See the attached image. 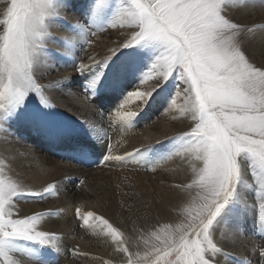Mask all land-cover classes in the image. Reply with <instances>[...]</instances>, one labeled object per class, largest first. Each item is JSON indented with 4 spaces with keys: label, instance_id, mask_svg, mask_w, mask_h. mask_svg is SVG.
<instances>
[{
    "label": "bare ground",
    "instance_id": "1",
    "mask_svg": "<svg viewBox=\"0 0 264 264\" xmlns=\"http://www.w3.org/2000/svg\"><path fill=\"white\" fill-rule=\"evenodd\" d=\"M8 1L9 3L11 2V0H6L2 3L3 6L0 4V18H2L7 11ZM141 2L146 3L147 0H141ZM123 4L125 5V7H123V9H125L124 12H127L130 9V4L124 2ZM54 5L56 7L57 3ZM72 9H65L58 6L56 11L54 10V12H51L52 10H49L47 15L52 14L53 18L56 17L58 12L61 16L62 14L65 15L66 18H68V20L66 19L67 23H70L72 28L77 32L80 31L82 34V32L84 33V29L81 27L82 24L79 25L82 15L75 10L76 8L73 9L74 11ZM228 9L229 8H225L224 10L227 11ZM246 13L249 19L239 20V22L243 24L241 28V40L242 49L245 53L249 49V40L248 37L245 36V32H251L256 28L252 25L254 18L260 25H263L264 5L256 6L255 11L248 9ZM5 18L4 15L3 20ZM228 19L233 21V23H237L235 18ZM131 27L132 26H128V28L126 27V29L119 30L117 34L110 36H106V34L101 35L106 39L115 41L107 42L106 44L102 43L101 45L103 47L100 46V48L104 51H99L95 44L90 48L88 46L87 48L89 51L88 49H85V51L84 49L80 50V48L85 47V42L81 37L77 38L75 35H71L72 33L60 29L53 23L50 24L45 17L42 35L45 36V38L41 40L48 41L50 44L49 46L53 48L55 53H46L47 56L44 57V60L47 61L43 62L42 60L43 63L38 62V59L41 58L40 55H37L40 52V47L38 53L34 52L33 54L32 68L30 69L31 75L33 74V81L48 92V97L57 109L65 113L72 111L74 113V119L81 120V122H77L78 125L74 126H77L78 130L82 129L84 138H91V136L95 138L92 142L93 149L105 145V137H101L98 131L100 130L99 128H105L107 122L97 121L91 123V121H87L89 117L95 119L102 110L99 111V108L96 109L93 104L92 106L88 105L89 103L83 88L82 93H80V81H78V78L72 70L78 68L75 66L76 62L83 63L84 61L90 63L105 56V53L108 54L112 52L110 49L123 46L131 39L134 32L139 31L137 30L138 28ZM261 27V30L258 31L257 34L264 36V26ZM48 31H51L54 35L58 33L57 36L59 37H53L52 39L49 36L50 40H48V38H46L49 34ZM3 35H5V32ZM71 36L77 41V44H72L74 41L71 39ZM55 38L57 40H55ZM94 40L96 39L94 38ZM144 42L150 44L153 41L145 40ZM95 43L100 42L96 41ZM80 44H83V46ZM152 45L154 44L152 43ZM250 45L251 49L257 54L247 58L248 61L253 66L256 64L258 68L264 70V59L261 60V57L264 58V43L261 45L263 48L259 51L257 50V48H259L257 44L250 43ZM160 46L162 45L160 44ZM36 49L34 51H36ZM152 49H154V47H152ZM42 50L44 49L42 48ZM49 50L50 49L46 52H49ZM89 66H91V64L87 65L86 68ZM37 73L39 74L37 75ZM43 77L46 81H49L48 78L50 77L51 85L55 87L44 84L42 80ZM73 80L77 81L74 86L72 85ZM184 81L185 80H183V82ZM3 82L6 83V76L3 78ZM131 90L132 89H130L128 93L120 89L119 94L121 97L119 96L118 99L111 97L109 94H107L110 97L109 99L108 97H103L112 105H117L122 102L119 106H116L121 107V111H119L122 116L127 112H137L131 120L125 121V124L127 127L132 125L134 127L133 130L137 133V137H132L131 148L135 149L138 147V152L135 157L129 155V162H125L122 168H128L129 166L136 167H130L134 168L130 170V172L124 169L118 170L121 173H117V175L114 174L115 172L110 171L111 173L107 176L108 180H104L98 176H81L83 180L78 184H72V179H63L64 175L62 176V174L65 172L66 168L62 166H57L56 168L52 167L54 163L50 162L49 159L47 160L45 156H40L39 151L36 149L40 137L48 143L50 135L48 131H44L39 136L37 133L40 130L32 132L30 129L34 121H30L27 118V115H29V108L26 107V101H37L35 100L32 90L27 92L24 99L19 104L9 106L4 103L3 107H0V110L3 108L6 113L8 117L6 119L10 124L8 126L7 123L0 122V181H3L5 186L9 184L16 185L17 192L22 193L21 195L10 198L8 205L5 207V219L18 220L23 217H35V219H31L30 225H33L36 231L49 233V242L40 246L41 249L43 248L41 251L33 246L35 245L34 243L39 242L28 240L27 244L30 243L28 244V248H32L30 250L31 253H29L31 260L27 261L24 256L20 254H12L11 257H7L11 260V264H33L32 260L36 258L34 262L38 264H52L49 260L50 257H52V252L56 255L59 264H168L171 261V257L177 253V249L183 243L182 237L196 238V231L199 229L193 230V228H189L188 225L191 224L195 227V225L200 224L202 218L199 214L204 204V196L201 197L196 188V185L200 186L198 183L199 181L195 182V179L199 177L200 170L203 168L202 159H197L196 155L186 148L184 150L188 152L186 151L187 154L184 159L186 164L184 168H181V164L175 165V163L173 164L175 166L168 165L167 167H158L157 164V166H153V163H151L152 161L150 162L148 159L149 156L147 153L154 149V146H159L171 135L179 132L185 134L186 131H191L198 121L196 122V118L194 117H189L191 111H189L187 115L181 114L182 116L177 115L175 118L169 115H164L165 117H162L163 114H158L154 119L152 118L154 113L146 112V101H144L143 104L140 103L139 106L134 99L128 98ZM142 113H144V115L140 117ZM145 114H148V117L150 116L151 118L150 120L146 118V120L148 119L149 121L144 124L141 120L144 118ZM121 121L124 120L120 118V121H118L112 117L110 123L113 124L114 122V126L112 125L110 128L114 130L116 129V125L123 127ZM65 125H70L68 120H66ZM67 127H63L60 138L57 140L53 139L51 147L59 151L80 147L81 140L79 138L74 140V133H71V129ZM67 133L70 136L69 139L66 138L64 140L61 138L62 135ZM70 141L71 144L68 145L67 143ZM180 151L181 150H178L177 153ZM98 152L99 155H97L98 157H96V159L100 160L101 151ZM144 152L146 153L143 154ZM115 158L118 159L116 155ZM250 159L247 153H241L237 158L240 166L238 185L242 189V210H239L240 213L242 212V217L238 216L237 220V223L240 222V230L237 228V230L234 231V228H232L231 231L224 230L225 233H221V231V234L218 232L214 233L216 230L214 231L213 228H216L215 226L222 218V214H220L219 219H216L217 221L209 230L213 231V234L208 231L209 239L215 247V251L209 250L212 264H264V259L257 255L256 248L254 249L255 245L264 246V222L261 221L260 212L258 215L257 211V207L260 206V204L264 205V188H262V184H264V172L254 167L252 173L253 179L251 180L249 178L250 176H248L246 172L244 173L245 167L248 164L247 161H250ZM173 160L175 161L176 159L171 158L168 162L171 161L170 163H172ZM105 163H107V161ZM142 165L150 166L152 170H162L163 177L160 175L154 177L152 175L139 173ZM61 176L62 178L59 179ZM79 177L80 176H77V178ZM57 179L60 180V183H56ZM74 179H76V177ZM158 181L166 182L158 183ZM193 181L198 184L192 183ZM50 184L53 185V192L43 197L30 196V193L33 192L43 193L44 189ZM251 186L258 189V195H255L256 191L253 189L254 187L252 188L254 191L250 190ZM238 195L240 196V194ZM253 197L254 199H252ZM48 198L49 201L47 202L46 200ZM12 199L22 200V204L17 206L11 204ZM230 207L232 208V206ZM76 208L81 212V217L86 216L89 212L93 213V216L88 218V225H86V228L82 231L77 229L78 221L75 218L74 212ZM51 210L53 211V216L43 218L45 213ZM229 215L230 214H228V216ZM102 220H107L108 225L103 224ZM82 221L83 219L81 218V223ZM256 223L257 226H255ZM109 225L119 233L116 240L112 238ZM220 228L223 229V227ZM75 230L78 231L75 233ZM254 232H258V235H255L256 233L254 234ZM54 236H57L59 239L56 240ZM157 236L161 239H157ZM169 238L172 241L171 251H169V245L167 243L161 242ZM66 246L67 248L73 247L74 249H80L82 250V254L71 252L72 254L70 253L71 255L67 256L68 252H64ZM7 252L12 253L13 248L11 251L8 249ZM82 257V263H80V260H74L76 258L81 259ZM0 261V264H5L3 257H1ZM176 261L171 264H182L183 262V260L179 259Z\"/></svg>",
    "mask_w": 264,
    "mask_h": 264
},
{
    "label": "snow or ice",
    "instance_id": "2",
    "mask_svg": "<svg viewBox=\"0 0 264 264\" xmlns=\"http://www.w3.org/2000/svg\"><path fill=\"white\" fill-rule=\"evenodd\" d=\"M129 3L127 24L139 31L123 46L145 40L159 42L162 52L158 60L162 59L165 66L163 77L174 67L182 69L180 76L185 78V83L190 82L194 93L188 110L199 122L186 134V147L203 161L199 184L204 192V204L199 214L200 224L188 225L193 230L199 229L196 238L182 237L178 259L184 264H212L209 250L215 251V247L208 229L233 194L238 156L247 153L252 164L264 172V70L254 67L246 58L240 26L225 18L224 0H147L146 3L129 0ZM49 7L50 0H11L4 13L5 35L0 36V107L4 103L19 104L30 90L39 92L29 70ZM85 67L80 64L78 70ZM156 86L150 92L130 93L128 98L143 104ZM136 114L127 112L121 119L129 121ZM109 159L104 157L105 161ZM51 192L50 184L43 193L30 195L43 197ZM21 194L16 185L5 186L0 181V257L5 264H11L3 251L9 239L49 242V233L36 231L27 220L5 219L10 198ZM92 216L89 212L81 217L85 225ZM260 218L264 221V205ZM102 223L108 225L107 220ZM109 231L116 240L117 230L109 225ZM157 239L161 238L157 236ZM161 242L172 250L170 238Z\"/></svg>",
    "mask_w": 264,
    "mask_h": 264
},
{
    "label": "rangeland",
    "instance_id": "3",
    "mask_svg": "<svg viewBox=\"0 0 264 264\" xmlns=\"http://www.w3.org/2000/svg\"><path fill=\"white\" fill-rule=\"evenodd\" d=\"M4 1H6V0H0V4L2 5V3ZM123 2L129 3V0H126V1H121V0H52V1H50L51 4L49 7V10H52L51 12H54V10L56 11V9H58V6L61 8H65V9H68V8L69 9H72V8L75 9L76 8L75 10L80 12V14L82 15V18H81V21H79V25L82 24L81 27L84 29V33L82 32V34L80 33V31L77 32L74 28H72L71 24L67 23L68 18H66V16L63 14H62V16L59 15L60 14L59 12L55 18L52 17V14L46 15V19L50 24L53 23L55 26L59 27L60 29H63L65 31L72 33L71 35H75L77 38L81 37L85 42L84 43L85 47L80 48V50H82V49L87 50L88 46L90 48L93 44H95V45H97V49L99 51H104L100 48V46H102L101 45L102 43L106 44L107 42H115V41H113L111 39H106L105 37H103L101 35L106 34V36H110L113 34H117V32L119 30L126 29V27L128 28V26H129L127 24V19H126V13L127 12H124L125 9H123V7H125ZM224 2H225V4L223 3V5H222L223 9L229 8L227 11L224 12L225 18L226 19L235 18V21L240 26V29L242 28L243 24H241L239 22V20L240 19H243V20L249 19V17L247 16V13H246L247 10L249 9L251 11L252 10L255 11L256 6L264 5V0H224ZM8 3H9V1H8ZM8 3H7V7H8ZM10 3H9V5H10ZM55 3H57V5H56L57 8L54 5ZM1 5H0V8H1ZM49 16H50V18H49ZM3 17H4V15H3ZM3 17L0 18V35L1 36H3V34L5 32L4 30L6 27V25L2 24ZM231 22H233V21H231ZM63 23L65 24V26ZM122 23H123V26H122ZM113 24H115L114 27L112 26ZM252 25H254L256 28H254L251 32H249V31L245 32V36L248 37V40H249V46H248L249 49L245 53L246 58H250L252 55L257 54L255 51H253L251 49L250 43L257 44V46L259 47V48H257L258 51L261 48H263V46L261 47V45L264 43V36L257 34V32L261 30V28H262L261 26H264V23H263V25H260V23H258V21H256L254 18ZM137 30H139V29H137ZM48 33H47L48 37H46V38H48V40H50V37L52 39H53V37H59V36H57L58 33L55 35L51 31H48ZM42 37L43 38H41V39L45 38V36H42ZM94 38L96 40H94ZM71 39L74 41V42H72V44H77V41L74 40L72 38V36H71ZM55 40H57V39L55 38ZM96 41L100 42V43H95ZM152 43L154 45H152ZM152 43L148 44V43H145L144 41H141L139 43H136V44H133L130 46H120L118 48L114 47L113 49H110L112 52H109L108 54L105 53L104 54L105 56H103L97 60H94L90 63L84 62V61H83V63L82 62H76L75 63L76 67H78L80 64H84V65H86V67H87V65L91 64V66H89L88 68L85 67V68L79 69V70L77 68L76 70L73 69L72 72L78 78V81H80L79 90H80V93H82V88H83L84 94L87 97V101L89 103L88 105L92 106V104H93L96 109L99 108V111L102 110L98 114V116L95 117V119H92L89 117V119L87 118V121H91V123H95L97 121H100V122L104 121V123L107 122V124L105 125L106 127L102 128V129L99 128L100 130L98 131L99 135L101 134L100 135L101 137H105L104 138L105 145H102V146L100 145L101 147H98L96 149L92 148V145H93L92 142L95 138H93L92 136H91V138L90 137L84 138V136H83L84 132L82 133V129L78 130L77 126H74V125H78L77 122H81V120L76 119L77 120L76 121L73 117L74 113L72 111L65 113V112L57 109L56 106L53 104V102L48 97V95H49L48 92H46L44 90V88H42L39 84L36 83V86L39 88V92H37L35 90H32V91L34 92V97H35V100H37V101H33V102L32 101H26V104H27L26 107L29 108L28 114L30 115V116L27 115V118L30 121H34V124H33V126H30V129L32 132L36 131V130H40L37 133L39 136L44 131H48V134L50 135L49 142L48 143L45 142V140L40 137L41 143H40V139H39L38 146L36 147V149H37V151H39L40 156L43 155L47 158V160L49 159L50 162L54 163L52 165V167L56 168L57 166H59V167L62 166L64 168H66L65 172L62 174V176L64 175L63 179H65V178L67 180L72 179L71 180L72 184L73 183L74 184L75 183L76 184L81 183L83 180V177H81V176H84V177L98 176V177L103 178L104 180H108L107 176L111 172H115L114 174L117 175V173L118 174L121 173L118 170L124 169V170H127L128 172H130V170L134 169V168H130V167H136V166H129L128 165L129 166L128 168L127 167L122 168V167H124L123 164H125V162H127V161L129 162V160H130L129 155L135 157L136 153L138 152V147H136L135 149L131 148L132 137H137V133H135V130H133L134 127L132 125H130V127H127L125 124V121H121L122 122L121 125H123L124 128L122 126L120 127L119 125H116V129H114V130L110 128V126L111 127H112V125L114 126V122H113V124L110 123L112 117L114 119H117L118 121H120V118L122 116V115H120L121 107H116V106H119V104H121L122 102L118 103L117 105L116 104L112 105L111 103H109L104 98V97H108V99L110 98L107 94L111 95V97H115V99H118L120 96V94H119L120 89L121 90L123 89L124 92L127 91L128 93H129L130 89H132L130 93H133V92H150L152 90L151 88L157 85L155 87V90L152 91L151 95L145 100L146 101L145 106H147L146 112L154 113V115H152V118L155 119V117L158 116V114L159 115L163 114L162 117L169 115V116H173V118H175V117H177V115L178 116L187 115V113L189 112L188 109L191 107L189 100L191 99L194 101V93L191 91L190 82L189 83H185V81L183 82V80H185V78H182L180 76V73L183 70L179 69L178 67H174L172 69L171 73H169V75L166 78L163 77V73L165 71V66H164L162 59L158 60V58L160 57L161 52H162V46H160V43L159 42L157 43V41H153ZM49 45L50 44L48 41H43V40L39 41L38 47H36L37 49H36V51H34L35 53H38V50L40 47V50H39L40 52L37 55H40L41 58H39V59L41 61L38 59V62H42V60H43V62L47 61V60H44V57L47 56V54L55 53L53 51V48ZM80 45L83 46V44H80ZM152 47H154V49H152ZM42 48L44 50H42ZM48 49H50L49 52H46V51H48ZM88 51H89V49H88ZM262 59H264V58L261 57V60ZM254 66L256 68H258L256 66V64H254ZM38 68H39V63H38ZM31 72H32V70H31ZM38 74L39 73H37V75ZM137 74H138V77L140 76L139 78L137 77ZM29 75H31L30 70H29ZM31 76H33V74ZM42 80H43L44 84L55 87L54 85H51L52 83L50 82V77L48 78L49 81L44 80V77ZM91 81H92V83H91ZM76 83H77V81L73 80L72 85L74 86ZM150 84H152V85H150ZM123 85H125V86H123ZM35 93H36V95H35ZM37 96H38V98H37ZM135 102H137L138 105L140 106V102H138L136 100H135ZM113 110H114V112H113ZM143 115H144V113H142L140 117H142ZM189 117H191V118L194 117V114L192 112H190ZM6 118H8V117H7L6 113L4 112L3 108H1V110H0V122H5L9 126L10 125L9 121ZM146 118H148L150 120L151 117L150 116L148 117V114H145L144 118H142V120H141L144 124L147 121H149L148 119L146 120ZM66 120L69 121L71 126L65 125ZM197 121L199 122L198 117L196 118V122ZM63 127L64 128L67 127V128L71 129V133H74V135H73L74 140L76 138H79L81 140L80 141L81 144H80L79 148H69V149H66L65 151H59L56 148L51 147L53 139L57 140L58 138H60V136H61L60 134L63 131ZM125 130H126V132H125ZM190 132L191 131H186L185 134L183 132L182 133H180V132L176 133L174 135H171L169 138H166L159 146H154L155 148L152 149L149 153H147L149 156L148 159L150 160V162L152 161L151 163H153V166L158 165V167L159 166L167 167L168 165H173L175 163V165L181 164V168H184L185 164H186L184 159H185V155L188 152L187 151L188 148L186 147L187 146L186 134L190 133ZM131 134H132V136H131ZM61 138H63L65 140L66 138L69 139L70 136L67 133V134L62 135ZM67 144L68 145L71 144V141ZM186 148H187V150H184ZM123 150H124V152H123ZM178 150H181V151L179 153H177ZM98 151H101L100 160L96 159V157H98L97 155H99ZM145 153L146 152H144L143 154H145ZM114 154L117 156L118 159L115 158ZM108 155H109V157H111V159H109L107 161V163H105L106 161L104 160V157L108 156ZM171 158H174L176 160L175 161L173 160L174 162L172 161V163H170L171 161L168 162V160ZM120 159H122V160H120ZM114 160H115V162H114ZM123 160H124V162H123ZM141 161L144 162L143 160H141ZM247 163L248 164L245 167L244 173L246 172L247 175L250 176L249 178L252 180L253 179V175H252L253 168L255 166L252 164L251 159H250V161H247ZM175 165H173V166H175ZM182 165H184V166H182ZM237 167H238V174H239L240 173L239 172L240 171L239 170L240 169L239 160H237ZM160 171H161V173H160ZM139 173L146 174V175H152L154 177L158 176V175L163 177L162 170H158V169L152 170L150 166L142 165L140 170H139ZM62 176L59 177V179H61ZM77 176H80V177L77 178ZM75 177H76V179H74ZM237 177L238 178H236V181H235L234 186H233L232 197H230V199L224 205V207L221 209L219 214L214 218L212 224L209 226L208 231L212 228L211 226L219 219L220 214H222L221 217L223 219L221 218L219 221L223 224H221L218 221V224L215 226L216 228L215 229L213 228L214 231L216 230L214 233H217V232L220 233V231H221V233H225L226 230L231 231L232 228H234V231H236L237 228L239 229L240 222L237 223V220H238V216L242 217V212L240 213V211L242 210L241 209V207H242V204H241L242 203V201H241L242 189L238 185L239 175H237ZM198 178L195 179V182L199 181ZM160 182L163 183L166 181H160ZM160 182L158 181V183H160ZM56 183H60V180L57 179ZM63 183H65V182H63ZM192 183H194V181ZM198 183H194V184H198ZM165 185L168 186L167 184H165ZM197 186L198 185H196V188L198 189L199 195L201 197H203L204 196V194H202V193H204L203 190L201 189L200 186H198V187ZM253 187L251 186L250 190L251 191L255 190L256 191L255 195H258L259 194L258 189H256L255 187L253 188ZM236 190H237V192H236ZM238 194H240V196ZM252 199H254V197ZM237 200H239L240 202ZM21 201L16 200V199H12L11 204H15L16 206L21 205L22 204ZM46 201L48 202L49 198ZM230 206H232V208ZM257 208H258L257 211H258V215H259L261 204ZM74 212H75V218L78 221L77 229L82 231L86 228V225L83 223V221L81 223V215L82 214H81V212H79V214H77V208ZM225 212L230 214L229 215L230 217ZM235 212H238V213H235ZM233 214L236 216H234ZM51 216H53L52 210L47 211L43 218H48ZM229 218L232 220H230ZM20 219L27 220L28 223L30 224L32 218H31V216H29V217H23ZM12 220H17V219H12ZM226 220H228V221H226ZM231 223H233V224H231ZM255 226H257V223L255 224ZM220 227H223V229H221ZM78 230H75V233ZM209 232L211 234H213V231H209ZM254 234L258 235V232H254ZM54 237L56 238V240L59 239L57 236H54ZM192 238H189V239L191 240ZM258 238H259V236H258ZM27 242H28V240L22 239V238H11V239H9L3 248L5 257L9 258V257H11L12 254H20V255L24 256V258L27 261L31 260V258L29 257V253H31L30 250L32 248L31 249L28 248V246H29L28 244H30V243L27 244ZM32 243H34V242H32ZM34 244H35V245H33V246H35L34 248L40 249L39 251L43 250V248L42 249L40 248V246L42 245L41 243H34ZM22 246H24V247H22ZM12 248H13L12 253L7 252L8 249L11 251ZM254 249L257 251V255L261 256L264 259V255L261 254L262 252H264V247H262L261 245H255ZM26 250H28V251H26ZM180 251H182V249H180V247H179L177 249V253H175L171 257V261L168 264L174 263L176 260H178V258L180 256ZM64 252H68L67 256H70L72 254L71 252L82 254V250L74 249L73 247L67 248V246H66V250ZM75 256H76V254H75ZM34 258H36V257H34ZM0 259H1V257H0ZM36 259H34V260H36ZM82 259H83V257L81 259L76 258L74 260L75 261L80 260V263H82ZM34 260H32V263L38 264L37 262H34ZM49 260H50V263H52V264H59L58 263L59 261H57L56 255H54L53 252H52V257H50ZM260 262H261V260H260ZM0 263H1V261H0ZM176 263H177V261H176ZM182 264H184V261L182 262Z\"/></svg>",
    "mask_w": 264,
    "mask_h": 264
}]
</instances>
